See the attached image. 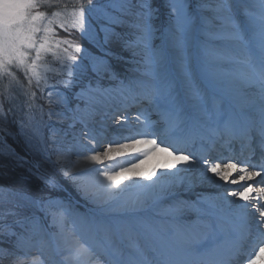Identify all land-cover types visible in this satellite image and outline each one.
Masks as SVG:
<instances>
[{"label": "rangeland", "instance_id": "1", "mask_svg": "<svg viewBox=\"0 0 264 264\" xmlns=\"http://www.w3.org/2000/svg\"><path fill=\"white\" fill-rule=\"evenodd\" d=\"M105 2L106 0H93L92 4H103ZM229 2L230 0H227V5H230ZM184 3L186 4V12L194 17V24L187 36L186 46L182 52L174 47L173 37L169 35L170 29L174 32L173 0H130L128 5L129 14L123 15V24H108L107 20L103 19L100 14H96V17L99 18L94 17L90 20L88 36L83 35L80 30L68 29V31H64L54 25L56 34L53 36L54 40L68 39L82 48L81 52H75L73 49L68 48L66 44L61 45L62 49L67 48L68 53L77 57L76 64L80 65L79 68H76L72 61L64 59L65 64H72L75 69L71 77L67 75V72L57 75L59 61H54L50 54L46 57L53 65V70L48 73L49 83L54 84L57 80L70 79L72 83L68 87L63 84H55L54 88H49L44 87L43 83L40 87H37L35 82L29 87L23 71L12 69L21 81V91L24 95L21 94V98H18L14 91L6 90L5 98H0V106L3 108V112H0V125L7 123L12 127L9 130L10 135L15 137L14 141L17 144L14 151L19 149V153L16 152V158L5 157L1 159L5 168L4 175L7 179L13 181L16 189L13 193L3 197L5 204L0 215L6 216V213H10V216H18L14 221L17 224L28 222L27 220L21 221L25 218L21 215L23 208L32 207V203H35V201L40 203L39 199L43 201L50 199V196L53 195L52 192L56 191H62L65 197L70 200L72 196H78L79 203L85 209L75 213L71 208L67 209L64 203H60L59 212H57V210L51 208V201L48 200L49 203L46 202L45 204L46 228L41 230L37 227V230H34L35 227H32V232L25 237L29 240L28 246L24 249L28 256L26 263L32 264L33 260L42 257L44 264H68L67 261L75 264L73 254L76 248L73 251H66L62 249L58 240L59 234L68 232L67 228L61 232L54 222V218L58 220L60 215L63 214L67 224H71L72 219L77 217H88L97 224L111 226L113 245L109 246L106 243L105 236L103 239L101 238V242L98 244L102 251L108 250L111 253L107 252L104 254L105 257L101 258L90 256L87 258V264H150L155 254L162 249L157 242H164L169 246L171 244L169 239H174L175 233H183V238H189L190 230H193L190 228L193 227V224L205 223L204 220L196 217L197 213L203 215L205 211L207 215L216 217L205 203L208 199L226 196L221 198L233 200V198H228L225 189H236L235 185H223L221 190L217 192L215 186L206 185L207 180L204 179L205 169L200 173V168L196 167V164L188 165L183 161H177L173 156L159 149L147 156L141 155V152L147 150V146L142 147L140 151L128 149L123 155H116L113 160H105L104 164L95 166H89L84 161L77 163L76 159L77 152H83L85 147L90 148L91 141L93 139L98 140L100 137V133L103 132L98 129L101 121L108 124L106 134L109 133V130H114L112 121L118 122L123 117V115L118 114V109L122 106V102L139 92V84L146 89H151L154 88L153 84L161 85V78L165 81L172 79V83L184 88L182 91L188 98H191L189 88L186 85V74H189L192 85L197 84L198 78L207 82L209 78H212V86L209 84L210 87L221 91L226 88L224 84L214 81L218 78L223 79L224 68H221L220 64L215 62L210 55L213 50L220 48V45L216 46L218 41L228 45L234 44L231 41L212 35L213 33H220L222 21L217 19V16L224 13L214 11L217 7V0H184ZM245 3L250 4L251 8L252 6L257 7L259 0H234L231 3L230 14L237 23L240 22L237 17ZM90 6L85 5L84 7L88 8ZM72 8L73 6L56 5L55 0H53V7H44L41 11H45L51 17V13L54 11L64 14L70 12ZM107 11L114 15H120L111 8ZM146 12L151 14L150 23L153 29L151 47L153 50H162L163 52L162 61L155 69L157 73L155 77L145 74V51L143 46H133V42L139 34L138 29L135 27V24L139 22L137 13ZM244 15H246V11ZM104 27L113 29L107 40H105V32L102 30ZM69 33L71 34L69 35ZM61 55L63 56L64 53H61ZM94 66L99 71L94 70ZM84 80L85 82L82 84ZM126 80H132L136 86L126 83ZM226 84H234L231 76L226 79ZM249 84L252 85V83ZM41 88L43 91H41ZM50 91L53 93L51 103H49L48 96ZM32 92L36 93L35 97L31 96ZM73 94L71 104L68 97ZM253 101L248 106L251 104L259 106L263 103L261 98ZM243 102L245 103V98ZM191 104H193L191 108H197L194 101ZM199 105L201 112L194 110L192 113L200 117L208 116V111L212 107L206 106L205 100L204 102L201 100ZM98 107L101 108L98 109ZM4 110L13 118L8 119ZM105 113H108L107 116H105ZM66 114L69 117H64ZM24 115H27L23 124L25 127H22L21 133H16L18 130L16 125L19 121L13 119L16 116L21 121ZM145 115H148V113H145ZM63 118L67 120L66 124H64ZM122 119L130 124L122 128L123 131L127 130L126 134H128L129 129L143 127L141 121L144 119L138 122V126L130 128L128 126H131L135 121L130 120L127 116ZM1 127L4 129L6 125ZM33 129H37L38 134ZM84 133L86 136H83ZM0 142L7 146L4 143L5 141L0 140ZM27 142H31L29 147L26 144ZM60 150H71L69 159L65 163L57 162V153ZM100 150H103L102 146ZM133 163L135 167L131 172L124 174L118 188L100 187L93 179L94 173L81 178L83 170L89 167H108L110 165L112 171H119L123 167H132ZM177 168L180 169L178 174L176 172ZM65 171L68 172L67 176L64 174ZM162 173L165 175L161 176ZM186 173L195 175L196 186L185 185ZM210 174L207 173L209 176ZM170 176L175 177L178 187L182 186L181 188L188 187L190 189L177 192L174 188H168L165 179ZM30 177L34 178L38 186L31 183ZM149 177L151 179H148ZM45 179L51 182L45 183ZM99 181L101 184L107 185V181L103 177H99ZM39 185L41 188H39ZM109 191L114 195L109 197L107 195ZM187 194L192 195L189 199H182ZM177 195L182 197H177L174 203V197ZM137 197H139V201L133 206L131 202ZM192 198H196L199 201L197 204H201V207L196 206L188 209L186 205L196 203V201H192ZM180 200H184L185 205H183V202L180 203ZM68 204L72 207L73 203L68 202ZM218 204H221L219 200ZM221 206L225 207L227 212V207L222 204ZM131 218L142 225H145L146 220L157 224L160 227L162 237L158 236L156 231L153 232V230H150V233H143L132 222ZM125 223L132 226L130 234H122L118 231V226ZM135 228L140 231L136 232ZM206 228H209L208 225ZM100 231H86L78 228L77 235L81 238L83 244L85 242L88 246H93L95 244L93 241L95 240L94 235L97 237V233H100ZM185 233L190 234L185 235ZM10 237V243L8 240L0 242V257H11L10 255H14L16 252L14 247L17 249V241L21 234L10 231ZM37 238V245L40 247L41 253L34 255L32 246L35 244L33 241ZM136 245H138L143 255L134 250ZM114 249H119V251L117 252ZM4 253L8 255H3ZM130 257H132L131 260ZM261 263L263 262L261 261Z\"/></svg>", "mask_w": 264, "mask_h": 264}, {"label": "snow or ice", "instance_id": "2", "mask_svg": "<svg viewBox=\"0 0 264 264\" xmlns=\"http://www.w3.org/2000/svg\"><path fill=\"white\" fill-rule=\"evenodd\" d=\"M130 0H106L103 4H92L85 8L81 0H76L72 10L67 13L52 12L51 17L45 12L41 11L44 7H53V0H0V77H10L11 82L20 84V80L16 73L12 71L15 68L17 71H23L24 78L27 80L29 87L35 82L37 87L43 83L44 87L54 88L55 84H63L68 87L72 81L57 80L54 84L49 83L48 73L53 70V65L46 59L50 54L54 61H59V69L57 75H62L67 72L69 77L74 74V67L72 64H65L64 59L72 61L79 68L80 65L76 64L77 57L68 53L67 48H61L62 44H66L68 48L73 49L75 52H81L82 48L68 39H53L55 36L54 25L60 27L64 31L68 29L80 30L83 35L88 36V28L90 20L96 17V14L107 20L108 24H123V15L129 14L128 5ZM257 12H248L247 23L242 26L237 23L234 17L230 14L231 7L227 5V0H217V7L214 9L217 13H224L217 16V19L222 21L220 33H213L217 38L226 39L234 44H243L244 53L243 59L240 54L234 53L229 49H216L210 55L213 60L221 65H225L223 74L228 76H241L234 69V65L244 63L247 64L255 71L256 79L247 80V83H258L260 87L261 99L264 101V0H259L257 5ZM114 9L120 15H114L107 11V9ZM172 9L175 14L173 26L174 32L170 29L169 35L173 37L174 47L183 51L186 46V39L190 33L194 17L186 12V4L184 0H173ZM139 22L135 24L139 34L133 42V46H143L145 51V74L149 76H157L155 69L160 65L163 52L162 50H153L151 47L152 40V25L150 23L151 14L137 13ZM99 18V17H96ZM102 30L105 32V40L113 32V29L104 27ZM71 33H69L70 35ZM61 53H64L62 56ZM94 70L99 71L94 66ZM186 85L189 88L191 99L197 104L202 100L201 90L191 83V77L186 74ZM41 91L43 89L41 88ZM36 93L32 92L31 96L35 97ZM53 93H48L49 103L52 102L51 97ZM145 95L152 97H160L169 100L171 107L161 114L164 123V128L158 130V122L149 121L147 119L141 121L143 127L140 129H129L127 135H123L122 140H95L91 141V148H84L83 152L76 153L77 163L84 161L94 165H102L105 160H113L116 155H123L128 149H140L147 146V150L141 152V155L147 156L157 149L166 152L168 155L173 156L177 161H183L185 164L193 165L200 163L195 153L188 152L185 148L179 147L180 144H187L193 142L195 137L190 129L188 118L183 115V109L175 101L172 96V83L162 79L159 88L146 89ZM0 112H3L0 106ZM136 119H140L139 115ZM260 135L264 137V104L260 109ZM23 126V125H22ZM38 134L37 129H33ZM218 130H214V134ZM224 134L235 137L236 132L233 127V122L229 119L223 127ZM247 135V130L244 132ZM167 138V141L165 139ZM103 146V150L101 149ZM71 150H60L57 153V162L65 163L68 161ZM205 165L204 179L209 183L214 184L215 181L207 176L211 173L220 181L231 185H240L236 189H225L227 196L234 198L227 200L226 198H210L205 203L212 213L216 215L217 223H220L226 215H234L240 225L233 229L235 235H230L227 243V251L219 260L215 259L211 254L215 249L205 252L193 251L189 253L191 261L189 264H230V261L239 250L240 240L246 238L250 229L257 227L264 229V204L260 203L264 200V162L259 164H247L236 159H228L226 162L221 160H211L208 158L203 159ZM132 167H123L119 171H112L111 166L108 167H89L83 170L81 178H85L90 174H95L93 179L100 187L118 188L122 182V178L126 172H131ZM175 167V165H173ZM65 176L68 172L65 171ZM165 175L164 173L161 176ZM175 175V173H173ZM99 177H103L107 181V185L101 184ZM260 178L258 184L248 183ZM148 179H151L149 177ZM51 181L45 179V183ZM255 194V195H254ZM109 197L114 193L109 191ZM243 201L244 203L235 204V200ZM218 200L223 206L218 204ZM139 197L134 199L131 203L134 206L138 203ZM255 201V202H253ZM249 209H254L259 213V219L255 220V225L252 221L255 219ZM211 214V213H210ZM54 222L57 224L61 232L68 229L70 235H77V230L84 229L86 231H100L104 232L105 241L109 246L113 245V232L110 225L97 224L88 217H77L72 220L71 224H67L63 214L60 215L58 220ZM211 228V225H208ZM118 231L122 234H130L132 226L130 224H121L118 226ZM261 242L258 247L250 253L247 258V264H257L258 260H264V233H260ZM29 240L20 237L17 241V249L23 250L28 246ZM119 251V249H114ZM134 250L143 255L138 245L134 246ZM93 254V249L86 245L80 244L73 254L75 264H87V258ZM3 255H8L4 253ZM16 264H24L28 260L26 254H14ZM122 255V253H121ZM130 260L132 257L129 258ZM32 264H44L41 258L32 261Z\"/></svg>", "mask_w": 264, "mask_h": 264}, {"label": "trees", "instance_id": "3", "mask_svg": "<svg viewBox=\"0 0 264 264\" xmlns=\"http://www.w3.org/2000/svg\"><path fill=\"white\" fill-rule=\"evenodd\" d=\"M93 1V0H92ZM82 4L85 6V5H90L89 4V0H81ZM55 3L56 5H60V6H68V7H71V6H74L76 5V0H55ZM76 6H79V5H76ZM10 77L8 78H1L0 79V98L4 99L5 96H6V90H12L16 93V95L18 96V98H21V94L22 96L24 95V93L21 91V86L20 84H16L15 82H11V84L9 83L10 82ZM85 82L82 81V84ZM21 83V81H20ZM68 100L69 102L72 104V96L71 97H68ZM7 109V108H6ZM6 110H4V113L5 115L7 116L8 119H11L13 118L10 117L7 112H5ZM57 114V113H56ZM69 114V113H68ZM63 117V116H62ZM64 117H69V115H65ZM25 118H27V115H24V117L21 119L17 118L16 116L14 117L13 120L15 121H19V123L16 125V128H18V130L16 131V133H21V129L22 127H25V125H23L25 123ZM64 119V124L67 123V120L65 118ZM1 120V119H0ZM9 121V120H8ZM7 121V122H8ZM63 124V125H64ZM3 125H6V127L3 129L1 126ZM23 125V126H22ZM62 125V126H63ZM8 129V130H7ZM12 127H10V125H8L7 123L5 124H1L0 125V140H3L5 141L4 143L7 144V146L3 143L0 142V206H1V209H0V214H1V211H2V207L4 206L5 202L3 201V197L4 196H8L9 194L13 193V191H15V184H13V181L7 179L4 175V166L2 165V162H1V159L5 158V157H17L16 156V152H18L19 149H17L16 151H14L16 148H17V144L16 142L14 141L15 137L12 135H10V131ZM14 131V129H13ZM29 147V145L31 144V142H27L26 143ZM19 153V152H18ZM39 157V156H38ZM44 162H46L45 160H43ZM31 183L36 186L37 183L36 181H34V178H31ZM22 184V183H21ZM38 186V185H37ZM26 188V187H25ZM39 188L40 185H39ZM28 189V188H26ZM29 190V189H28ZM53 195L50 196V198H54V197H57V196H61L63 195V192L62 191H56V192H52ZM34 198L32 199V202H33ZM48 200L50 199H46V200H42V199H39L40 203H37V201H35V203H32V207H28V208H23L24 210L21 211V215L25 218L23 219H26L27 217H29L30 215H40L41 217H44L45 216V204L46 202L48 203ZM44 202V203H43ZM42 208V209H41ZM10 211V210H9ZM11 212V211H10ZM17 212V211H16ZM10 213H6V216H1L0 215V242L2 243L4 240H8L9 243L11 242V237H10V231H15V233H19V234H22V233H27L29 231V228H30V223L28 222H22V223H15V218H17L18 216H10L9 215ZM23 219L21 221H23ZM31 222V221H30ZM12 224V225H11ZM2 237V238H1ZM13 250V248H12ZM14 250L16 251L14 254H19V251L14 247ZM11 257H0V264H16L15 262V255H10ZM14 256V257H12ZM24 264H28L26 263V261H24ZM30 264V263H29Z\"/></svg>", "mask_w": 264, "mask_h": 264}, {"label": "bare ground", "instance_id": "4", "mask_svg": "<svg viewBox=\"0 0 264 264\" xmlns=\"http://www.w3.org/2000/svg\"><path fill=\"white\" fill-rule=\"evenodd\" d=\"M100 108L101 107H98V109H100ZM125 123H127V122L126 121H123V120H120V122L118 123V125H115V126L118 127V128H121V126L123 124H125ZM137 124H138L137 122H133L131 124V126H136ZM99 125L100 126H99L98 129H99L100 132L103 131L100 134L102 135L103 140H105L106 139V137H105V131L108 129V127H106V126H108V124L106 122L101 121L99 123ZM159 126L160 125L158 124V127ZM159 128H161V127H159ZM112 139L115 140V138H112ZM116 140H118V139L116 138ZM87 164L89 166H95L94 164H90V163H87ZM200 166H204V164H202ZM200 166L196 165V167H199L200 168L199 172L201 173L203 171H202V167H200ZM179 170L180 169L177 168V171H176L177 174H178ZM167 175H170V174H167ZM207 176H209V175H207ZM185 177H186V180L184 181L185 185H188L190 187L196 186V178H195V175L194 174H192V173H189V174L186 173L185 174ZM209 177H211L212 180L215 181V183L214 184H211L208 181H206V185L207 186H215V191H217V192H219L221 190V188H222L223 185H231V184H227V183H225L223 181H220L217 177H215L213 175L212 176H209ZM165 180L167 182L168 188L169 187L170 188H174V190H177V192H181V190L190 189L188 187H185V188H181L182 186L178 187L177 186V183H176V179L173 176L166 177ZM255 182H256V180L249 181L248 183H254L255 184ZM237 186L240 187V185H237ZM221 197H226V196H221ZM228 198H232V197H228ZM261 201L264 203V200H261ZM241 203H244V202L243 201H240L238 199L235 200V204H241ZM252 210L253 209H249L250 212ZM253 217H254V215H253ZM203 231L206 232V229L203 228ZM217 232L220 233V234H224V236L226 238H228V239H229V236L230 235H235L233 231H231V233H229V232H226V231H224V230H222L220 228H217ZM199 235L201 236V232H199ZM58 240L60 241V244H61L62 249L66 250V251H68V250L69 251H71V250L73 251L75 248H77L80 245V242L76 239V237L73 236V235H70L68 232H63V233L59 234L58 235ZM171 245L172 246H163L162 249L165 250V251L171 252L172 254H175L176 255V254H181L184 250H189L191 248L192 243L189 242L188 240H183V237L182 236H179V237L176 238L174 244H171ZM167 248H169V249H167ZM261 255L264 256V253H262ZM257 264H262L261 263V260H258L257 261Z\"/></svg>", "mask_w": 264, "mask_h": 264}]
</instances>
